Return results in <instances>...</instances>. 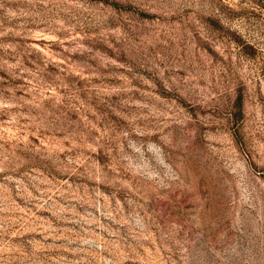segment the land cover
I'll return each instance as SVG.
<instances>
[{
  "label": "rangeland",
  "instance_id": "obj_1",
  "mask_svg": "<svg viewBox=\"0 0 264 264\" xmlns=\"http://www.w3.org/2000/svg\"><path fill=\"white\" fill-rule=\"evenodd\" d=\"M0 264H264V0H0Z\"/></svg>",
  "mask_w": 264,
  "mask_h": 264
}]
</instances>
